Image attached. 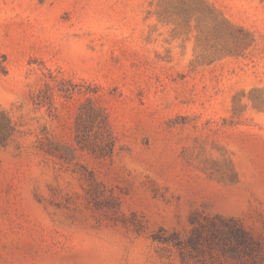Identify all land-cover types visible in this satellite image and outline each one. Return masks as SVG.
Masks as SVG:
<instances>
[{
	"label": "rangeland",
	"instance_id": "obj_1",
	"mask_svg": "<svg viewBox=\"0 0 264 264\" xmlns=\"http://www.w3.org/2000/svg\"><path fill=\"white\" fill-rule=\"evenodd\" d=\"M0 113V264H264V0H0Z\"/></svg>",
	"mask_w": 264,
	"mask_h": 264
},
{
	"label": "trees",
	"instance_id": "obj_2",
	"mask_svg": "<svg viewBox=\"0 0 264 264\" xmlns=\"http://www.w3.org/2000/svg\"><path fill=\"white\" fill-rule=\"evenodd\" d=\"M1 116L4 117L5 116L4 113H0V117ZM5 121H7V124H9V125L11 124L10 120L8 118H6V116H5ZM3 126L4 125H3V123L1 122V119H0V133H1V129H2ZM54 145H55V151H57L58 153H61L60 151H68V150H70V147L64 149V145L59 144V143H55Z\"/></svg>",
	"mask_w": 264,
	"mask_h": 264
}]
</instances>
